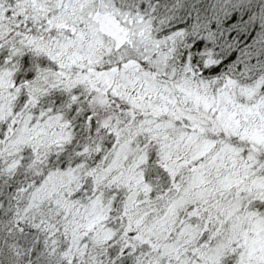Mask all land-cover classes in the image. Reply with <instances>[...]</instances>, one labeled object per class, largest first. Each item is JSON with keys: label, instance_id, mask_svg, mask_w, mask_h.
Returning <instances> with one entry per match:
<instances>
[{"label": "snow or ice", "instance_id": "snow-or-ice-1", "mask_svg": "<svg viewBox=\"0 0 264 264\" xmlns=\"http://www.w3.org/2000/svg\"><path fill=\"white\" fill-rule=\"evenodd\" d=\"M0 264H264V0H0Z\"/></svg>", "mask_w": 264, "mask_h": 264}]
</instances>
